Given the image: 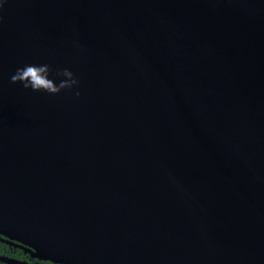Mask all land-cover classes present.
Here are the masks:
<instances>
[{"label":"water","instance_id":"water-1","mask_svg":"<svg viewBox=\"0 0 264 264\" xmlns=\"http://www.w3.org/2000/svg\"><path fill=\"white\" fill-rule=\"evenodd\" d=\"M0 3L1 234L61 264H264V0ZM45 63L81 95L10 82Z\"/></svg>","mask_w":264,"mask_h":264},{"label":"clouds","instance_id":"clouds-1","mask_svg":"<svg viewBox=\"0 0 264 264\" xmlns=\"http://www.w3.org/2000/svg\"><path fill=\"white\" fill-rule=\"evenodd\" d=\"M3 8V3H0V9ZM2 20V16H0ZM63 77L59 83L52 76ZM10 82L12 84H21L25 89H31L39 92L44 91L50 94H58L62 90L76 89L74 95L79 97L80 80L76 74L69 68L54 69L50 64H27L16 69L11 75Z\"/></svg>","mask_w":264,"mask_h":264},{"label":"flooded vegetation","instance_id":"flooded-vegetation-1","mask_svg":"<svg viewBox=\"0 0 264 264\" xmlns=\"http://www.w3.org/2000/svg\"><path fill=\"white\" fill-rule=\"evenodd\" d=\"M41 255L36 249L0 233V264H61Z\"/></svg>","mask_w":264,"mask_h":264}]
</instances>
